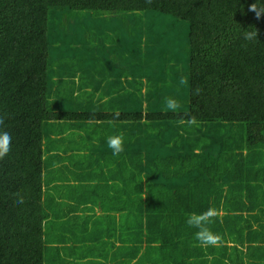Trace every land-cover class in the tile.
Returning a JSON list of instances; mask_svg holds the SVG:
<instances>
[{"label": "trees", "instance_id": "16d2710c", "mask_svg": "<svg viewBox=\"0 0 264 264\" xmlns=\"http://www.w3.org/2000/svg\"><path fill=\"white\" fill-rule=\"evenodd\" d=\"M254 2L0 0V264H264ZM210 207L202 246L187 214Z\"/></svg>", "mask_w": 264, "mask_h": 264}, {"label": "clouds", "instance_id": "9594fccd", "mask_svg": "<svg viewBox=\"0 0 264 264\" xmlns=\"http://www.w3.org/2000/svg\"><path fill=\"white\" fill-rule=\"evenodd\" d=\"M146 4L153 3V0H145ZM250 12L254 13V16L257 20L264 17V5H261L255 0L254 3L249 5ZM259 30H245L243 33V39L247 42L254 43L258 40ZM181 84L186 83L183 79L180 81ZM201 89L197 88L194 90L195 95L200 94ZM164 105L166 110H170L175 112L179 107V102L172 97H165ZM119 112L113 113V119H119ZM5 119L6 114L0 113V160H2L8 153L11 151L12 137L11 134L5 130ZM190 125H195L197 120L195 117H190L188 120ZM107 146L112 150L113 156H119L120 153L124 151L123 147V136H109L106 140ZM14 198V202L16 205H23L25 200V195L21 191H16L11 194ZM218 217V210L215 208H208L206 211L197 214L195 212L187 214L186 223L190 227H194L197 229L195 233V239L202 246H215L217 245L221 237L218 234H215L211 231L209 225H211L215 218Z\"/></svg>", "mask_w": 264, "mask_h": 264}, {"label": "rangeland", "instance_id": "374dc122", "mask_svg": "<svg viewBox=\"0 0 264 264\" xmlns=\"http://www.w3.org/2000/svg\"><path fill=\"white\" fill-rule=\"evenodd\" d=\"M186 32H187V29L184 28V29H177V33H176V36H178L179 38V41H180V44H183L186 40ZM185 55V53H182ZM96 261H101V259H98Z\"/></svg>", "mask_w": 264, "mask_h": 264}, {"label": "crops", "instance_id": "0c3cea01", "mask_svg": "<svg viewBox=\"0 0 264 264\" xmlns=\"http://www.w3.org/2000/svg\"><path fill=\"white\" fill-rule=\"evenodd\" d=\"M94 212L96 213L97 216L101 213L99 206L94 208ZM101 261L103 260L101 259Z\"/></svg>", "mask_w": 264, "mask_h": 264}, {"label": "bare ground", "instance_id": "6f19581e", "mask_svg": "<svg viewBox=\"0 0 264 264\" xmlns=\"http://www.w3.org/2000/svg\"><path fill=\"white\" fill-rule=\"evenodd\" d=\"M191 165V164H190Z\"/></svg>", "mask_w": 264, "mask_h": 264}]
</instances>
